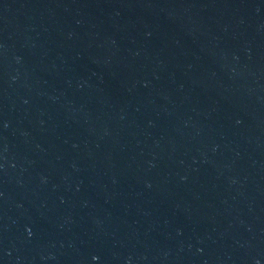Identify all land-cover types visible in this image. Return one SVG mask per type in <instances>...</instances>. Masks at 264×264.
Listing matches in <instances>:
<instances>
[{
    "label": "water",
    "instance_id": "water-1",
    "mask_svg": "<svg viewBox=\"0 0 264 264\" xmlns=\"http://www.w3.org/2000/svg\"><path fill=\"white\" fill-rule=\"evenodd\" d=\"M0 264H264V0H0Z\"/></svg>",
    "mask_w": 264,
    "mask_h": 264
}]
</instances>
